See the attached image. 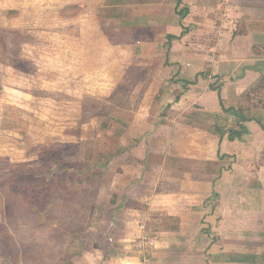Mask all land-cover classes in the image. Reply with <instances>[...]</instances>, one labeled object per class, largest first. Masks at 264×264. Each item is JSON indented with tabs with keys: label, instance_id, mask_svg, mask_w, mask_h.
<instances>
[{
	"label": "crops",
	"instance_id": "crops-1",
	"mask_svg": "<svg viewBox=\"0 0 264 264\" xmlns=\"http://www.w3.org/2000/svg\"><path fill=\"white\" fill-rule=\"evenodd\" d=\"M43 3L46 7L40 8L30 0H19L2 9L18 10L12 25L27 28L30 20L28 27L34 23L49 30L66 28L67 36L53 41L65 43L75 57L77 48L82 64L97 63L105 47L117 56L114 65L143 59L141 63L153 68L143 93V114L135 115L119 138L122 149L123 141L127 147L115 159L132 161L127 169L119 163L120 168L116 167L121 170L117 176L126 179L123 192L113 190L116 204L121 196L126 203L110 221L116 245L107 247L105 232L110 225L95 227L98 231L92 237L98 245L83 249L78 261L264 264V159L260 160L264 156L260 125L264 124V109L256 112L243 101V94L264 74V0ZM68 3H76L80 10L61 15L60 9ZM151 5L155 12L148 9ZM119 9L127 14L99 15ZM97 22L125 25L132 33L112 42L100 33ZM192 36L199 38L194 44L190 43ZM114 65L110 74L117 77ZM217 78L222 81L219 93L210 87ZM153 80L163 82V92L152 87ZM169 87L178 98L163 100V109L168 107L159 119L147 118L153 95L168 99ZM220 100L225 106H248L257 114L256 119L244 122L247 131L241 138L229 139L227 133L220 137L211 130L216 120L225 127L236 122L221 109ZM142 233L155 242L133 255L129 241Z\"/></svg>",
	"mask_w": 264,
	"mask_h": 264
},
{
	"label": "rangeland",
	"instance_id": "rangeland-1",
	"mask_svg": "<svg viewBox=\"0 0 264 264\" xmlns=\"http://www.w3.org/2000/svg\"><path fill=\"white\" fill-rule=\"evenodd\" d=\"M17 1L0 0V181L10 176L15 164L27 166L55 152L68 156V159L76 157L82 162H93L102 139V148L107 156L110 152H119L122 148L120 135L134 116L144 111L143 93L153 68L141 63L143 59L134 64L120 61L114 65L117 56L105 47L101 48L97 63L82 64L77 48L75 54L78 58L70 54V48L65 49V43L53 41L58 37L64 39L68 33L66 28L49 30L47 27L39 28L34 23L31 24L34 27H28L30 20L26 24L27 28L12 25L16 23V14L8 15L2 8L5 4L13 5ZM30 3H37L40 8L47 5L43 0H30ZM148 9L152 12L156 10L155 5ZM160 9L163 10V5ZM121 12L120 9L108 10L99 15ZM121 14L126 15L127 12ZM148 31L149 28L144 30V34ZM193 38L190 39L192 44L199 39ZM112 65L117 77L110 74ZM167 86H171V83ZM160 91L163 92V88ZM168 91V99L159 95L155 97L152 105L146 109L147 118L159 119L160 114L164 110L166 112L163 100L165 102L176 95L173 88L169 87ZM250 95V99H243L244 103L253 105L256 112L264 109V92ZM248 115L252 119L257 116L250 110ZM104 120V129L101 130ZM117 165L115 160H110L105 175H102L106 189L101 188L98 196L86 198L87 201L101 202L113 190H125L126 179L117 176L121 171L116 169ZM4 185L0 182V196ZM96 215L85 230L87 240L93 236L95 227L111 224L108 211L99 208ZM29 218L18 217L9 226L13 241L19 247H31L40 252L44 260L55 259L62 248L59 241L49 227L37 228ZM143 238L149 239L142 233L129 241L128 250L131 254H140V251L149 249L151 245L148 243L141 248L140 242L145 240ZM5 255L6 250L0 239V264H11V258ZM78 259L76 257L74 261L81 264ZM16 264L28 263L16 261Z\"/></svg>",
	"mask_w": 264,
	"mask_h": 264
},
{
	"label": "trees",
	"instance_id": "trees-1",
	"mask_svg": "<svg viewBox=\"0 0 264 264\" xmlns=\"http://www.w3.org/2000/svg\"><path fill=\"white\" fill-rule=\"evenodd\" d=\"M79 10L76 3H68L60 9V13L61 15H75ZM7 14H17V10L9 9ZM98 25L100 33L112 42L122 40L127 33H132L125 25L116 23L111 25L100 23ZM153 81L152 87L155 90H160L163 82ZM217 81L216 84L211 82L210 87L217 88L219 93L222 81H219V78ZM247 91L243 94L245 100L250 99V93L256 95L264 92V74ZM156 96V94L153 95V99ZM176 98H178L177 95ZM220 105L224 112L234 116L235 125L225 127L216 120L211 130L219 134L220 137L227 133L229 139L241 138L242 134L247 131L244 122L252 119L247 113L249 107L241 104L225 106L222 100H220ZM104 125L105 120L101 123V130L104 129ZM260 125L264 129V124ZM101 141L103 142V139ZM102 142L96 151V160L93 162L85 160L82 162L76 157L68 159V156L55 152L50 156H42L37 162L26 164L27 166L21 163L15 164L10 176L0 181L5 183V189L0 196V239L6 250L5 256L12 260L11 264H16V261L28 264H76L74 259L82 254L83 249H90V244L98 245L93 237L89 240L85 237V230L91 219L98 216L96 210L100 208L105 212L108 211V217L114 220L116 210L122 208L126 203L121 196L119 203L116 204L118 198L117 192L114 191L108 198L101 199V202L100 200L96 202L94 199H92L93 202L87 201L86 198H94L99 195L101 188L106 189L102 175H105L110 160H115L121 168L125 169L132 161L129 158L115 159L123 153L127 142L124 143V149L121 148L117 153L110 152L111 154L108 156L102 148ZM263 159L264 156L260 160ZM18 217H30L29 219L32 220L35 227L51 229L52 234L62 247L55 259L44 260L40 252L32 250L31 247H19L13 241L8 228ZM105 233L108 238L107 247L116 245L117 236L113 224Z\"/></svg>",
	"mask_w": 264,
	"mask_h": 264
},
{
	"label": "built area",
	"instance_id": "built-area-1",
	"mask_svg": "<svg viewBox=\"0 0 264 264\" xmlns=\"http://www.w3.org/2000/svg\"><path fill=\"white\" fill-rule=\"evenodd\" d=\"M143 239H145L144 241H142L141 240V244H140V246H142V247H144V245L146 244V243H148L149 245H153L154 244V239H152V238H149V239H147V238H143ZM147 239V240H146ZM141 247V248H142Z\"/></svg>",
	"mask_w": 264,
	"mask_h": 264
}]
</instances>
